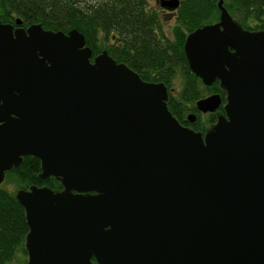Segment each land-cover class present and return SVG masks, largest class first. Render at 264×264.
<instances>
[{
    "label": "water",
    "instance_id": "obj_1",
    "mask_svg": "<svg viewBox=\"0 0 264 264\" xmlns=\"http://www.w3.org/2000/svg\"><path fill=\"white\" fill-rule=\"evenodd\" d=\"M216 7L182 45L224 92L203 134L172 116L162 82L92 55L77 30L0 22V184L31 156L61 186L14 191L25 264H264V30Z\"/></svg>",
    "mask_w": 264,
    "mask_h": 264
},
{
    "label": "trees",
    "instance_id": "obj_2",
    "mask_svg": "<svg viewBox=\"0 0 264 264\" xmlns=\"http://www.w3.org/2000/svg\"><path fill=\"white\" fill-rule=\"evenodd\" d=\"M222 5L242 28L264 29V0H222ZM178 9L181 24L172 27L170 36L162 33L158 17L143 7V0H0V22L13 24L18 18L21 27L39 23L43 29L53 31L77 30L92 55L105 50L142 80L162 82L167 88V109L180 123L196 111L195 101L207 91L219 92L221 96L223 91L216 82L204 86L189 71L182 51L187 31L218 19L216 0H180ZM100 36L106 44H98ZM177 79L180 85H176ZM213 120L208 118L209 122ZM39 172L38 159L23 156L16 167L4 173L2 183L12 182L15 190L29 185L61 188L51 176L38 178ZM2 183L0 264H8L16 254L26 255L27 226L23 209L14 198L15 190L6 189Z\"/></svg>",
    "mask_w": 264,
    "mask_h": 264
},
{
    "label": "flooded vegetation",
    "instance_id": "obj_3",
    "mask_svg": "<svg viewBox=\"0 0 264 264\" xmlns=\"http://www.w3.org/2000/svg\"><path fill=\"white\" fill-rule=\"evenodd\" d=\"M179 3H180V0H178V4L177 6L174 8V9H168L166 7H163L161 4H160V0H153V4H150L149 5V0H143V7L148 10V11H151L153 13H155V15L158 17V20L161 24V29L163 28V23H166L165 20L169 19V18H172V19H175L177 18V15H178V7H179ZM263 16H264V12H263ZM218 20V19H217ZM216 20V21H217ZM214 21V22H216ZM213 23V22H212ZM178 25V24H177ZM168 30V29H167ZM171 29H169L166 33L163 29H162V33H164L165 36H170L171 32H170ZM257 30H262V29H257ZM264 30V29H263ZM188 33V31L185 33V35ZM114 37L111 36V39H113ZM180 82L179 79H177V83L176 85H178ZM217 83V81H214L211 85H213L214 83ZM180 85V84H179ZM210 85V86H211ZM205 86V85H204ZM218 86V85H217ZM214 93H218L219 92H209L207 93L206 95L204 96H207V95H210V94H214ZM220 95V94H219ZM203 96V97H204ZM220 100H221V104L219 105V107L212 113H209V112H205V113H202L198 110H195L196 111H193L191 112L192 113V117H188V116H185L184 119L182 120V122H180V124L184 127H187V128H190L192 129L193 131L195 132H200V133H204V130L206 127H208L210 124H212L215 119H216V114L217 113H221L224 115V112H223V109H222V104L224 103V92H223V95L221 96L220 95ZM209 117H213L214 120L212 122H209L208 121V118ZM206 118V119H205ZM191 119V120H190ZM61 189V188H60ZM59 189V190H60Z\"/></svg>",
    "mask_w": 264,
    "mask_h": 264
},
{
    "label": "rangeland",
    "instance_id": "obj_4",
    "mask_svg": "<svg viewBox=\"0 0 264 264\" xmlns=\"http://www.w3.org/2000/svg\"><path fill=\"white\" fill-rule=\"evenodd\" d=\"M150 4H153V0H149V5ZM165 22L166 23H163V30L166 32V33H168L167 31L169 30V29H172V27L173 26H175V25H180L181 24V22H180V19L179 18H175V19H172V18H169V19H167V20H165ZM168 29V30H167ZM101 37V36H100ZM102 39V37L101 38H99V40H98V44L100 45V43H101V45L102 44H106L107 43V41H103V39ZM176 88H177V86H176ZM209 91H207L206 93H208ZM206 119V118H205ZM3 184V186L6 188V189H8V190H10V191H14L15 190V186H14V184L12 183V182H9V181H7V182H4V183H2ZM25 261H26V255L24 256H22L21 254H16V257L12 260V261H10L8 264H25Z\"/></svg>",
    "mask_w": 264,
    "mask_h": 264
}]
</instances>
